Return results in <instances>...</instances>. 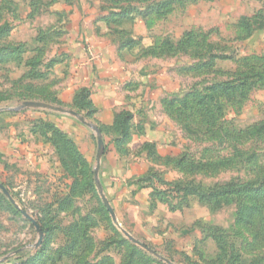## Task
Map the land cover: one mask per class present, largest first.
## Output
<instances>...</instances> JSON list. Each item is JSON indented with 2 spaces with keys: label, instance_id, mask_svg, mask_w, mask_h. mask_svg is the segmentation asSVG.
I'll return each instance as SVG.
<instances>
[{
  "label": "rangeland",
  "instance_id": "rangeland-1",
  "mask_svg": "<svg viewBox=\"0 0 264 264\" xmlns=\"http://www.w3.org/2000/svg\"><path fill=\"white\" fill-rule=\"evenodd\" d=\"M0 183V264H264V0H0Z\"/></svg>",
  "mask_w": 264,
  "mask_h": 264
},
{
  "label": "crops",
  "instance_id": "crops-1",
  "mask_svg": "<svg viewBox=\"0 0 264 264\" xmlns=\"http://www.w3.org/2000/svg\"><path fill=\"white\" fill-rule=\"evenodd\" d=\"M87 16L85 17V20H82L81 23L73 22L71 25V43L74 50V56L76 58V61L78 62V69H77V81L78 83L82 84H96L100 87L104 84V91H106L107 88L113 87V80L115 78H119L120 73L117 70V66H114L113 64V55L111 52V49L102 48L97 42H95L93 38L92 33V26L94 24L95 20V13H93L92 8H87ZM100 25V24H99ZM105 30H107L106 25L104 24ZM86 47H89L91 51L97 56L98 58L94 59L93 63H87L86 57L84 55V51L86 50ZM94 68L99 69L100 72L104 71V75L97 72L99 75V79L95 77ZM104 77V78H103ZM156 79L158 78V75L155 74ZM163 75H159V78H162ZM166 77V76H164ZM95 80L93 81V79ZM110 79L111 81H107ZM166 80V79H165ZM116 81V80H115ZM118 81V79H117ZM164 82V81H162ZM109 85V86H108ZM113 85V86H112ZM158 89L154 90V93H156ZM107 94V91L106 93ZM104 94V96H105ZM104 102H107L106 99ZM118 105V101L116 100V103L107 102L104 107L112 108L114 106ZM107 120V119H106ZM148 136H151V139H153L156 142V145L158 148L163 146L166 143V134L163 130L160 128L151 129V132L148 134ZM144 139H147L146 137H143V135H134L132 137V145H141V143L144 141ZM112 155V152L110 153ZM113 156V155H112ZM113 159H110L108 164L106 165L108 171H113L114 165H113Z\"/></svg>",
  "mask_w": 264,
  "mask_h": 264
},
{
  "label": "water",
  "instance_id": "water-1",
  "mask_svg": "<svg viewBox=\"0 0 264 264\" xmlns=\"http://www.w3.org/2000/svg\"><path fill=\"white\" fill-rule=\"evenodd\" d=\"M99 145H100V147H102V145H103V141H102V139H99ZM0 188H1L2 191L8 196V198H9L12 202H14L13 199L11 198V196H10L8 190H7V189L4 187V185H2L1 183H0ZM101 197H102V200H103L104 205L106 206V208H107L108 211L110 212L112 218H114V216H115V212H114L113 207L111 206L110 202L108 201V199L106 198V196H105L104 194H101ZM21 212H22V214H23L24 216H26V217H27V218H28V219H29V220L35 225L37 231L40 232V231H41V228H40L38 222H37V221H36L31 215H29L26 211L21 210ZM123 233H124V234H125L130 240H132L133 242L137 243V244L140 245V246H143L141 242H139L137 239H135V238H134L132 235H130L126 230H123ZM40 240H41V236H40V239H39V241H38V244L40 243Z\"/></svg>",
  "mask_w": 264,
  "mask_h": 264
},
{
  "label": "trees",
  "instance_id": "trees-1",
  "mask_svg": "<svg viewBox=\"0 0 264 264\" xmlns=\"http://www.w3.org/2000/svg\"><path fill=\"white\" fill-rule=\"evenodd\" d=\"M123 133L125 134L126 133V127H125V129L123 130ZM243 220H244V223L246 224V225H252V224H254L253 222L255 221L254 220V218H253V214H252V212H251V214H246L245 216H244V218H242ZM241 219V220H242Z\"/></svg>",
  "mask_w": 264,
  "mask_h": 264
}]
</instances>
